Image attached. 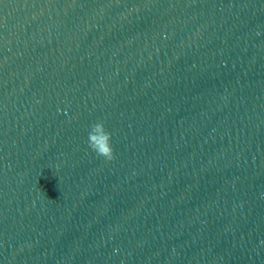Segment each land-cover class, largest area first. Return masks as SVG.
<instances>
[{"label": "water", "instance_id": "water-1", "mask_svg": "<svg viewBox=\"0 0 264 264\" xmlns=\"http://www.w3.org/2000/svg\"><path fill=\"white\" fill-rule=\"evenodd\" d=\"M227 0H0V217Z\"/></svg>", "mask_w": 264, "mask_h": 264}, {"label": "clouds", "instance_id": "clouds-1", "mask_svg": "<svg viewBox=\"0 0 264 264\" xmlns=\"http://www.w3.org/2000/svg\"><path fill=\"white\" fill-rule=\"evenodd\" d=\"M88 146L98 156L108 161L114 159V150L111 145V133L107 131L102 121L91 125V129L88 133Z\"/></svg>", "mask_w": 264, "mask_h": 264}]
</instances>
